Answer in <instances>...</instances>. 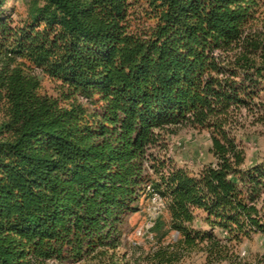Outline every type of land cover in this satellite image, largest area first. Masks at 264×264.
<instances>
[{
	"label": "trees",
	"instance_id": "obj_1",
	"mask_svg": "<svg viewBox=\"0 0 264 264\" xmlns=\"http://www.w3.org/2000/svg\"><path fill=\"white\" fill-rule=\"evenodd\" d=\"M248 123L264 125V0H0V264H264V244L241 250L264 239ZM182 127L209 134V163H176ZM153 194L166 209L131 253Z\"/></svg>",
	"mask_w": 264,
	"mask_h": 264
},
{
	"label": "rangeland",
	"instance_id": "obj_2",
	"mask_svg": "<svg viewBox=\"0 0 264 264\" xmlns=\"http://www.w3.org/2000/svg\"><path fill=\"white\" fill-rule=\"evenodd\" d=\"M44 91L55 93L56 85L47 77L42 78ZM244 135V144L247 152V163L255 164L264 161V125L247 124ZM211 146L210 136L207 132H200L190 127H182L175 135L170 136L171 155L176 163L180 166H187L197 169L205 163L212 160L209 153ZM141 211L131 215L128 219L124 239L126 247L131 253H139L138 247L148 250L152 243V234L150 233L152 223L153 205L151 199H141ZM176 238L177 234L173 233ZM264 244V239L256 236L254 240H246L242 245V252L248 254L250 251H259ZM205 260L202 255H192L179 264H204Z\"/></svg>",
	"mask_w": 264,
	"mask_h": 264
},
{
	"label": "built area",
	"instance_id": "obj_3",
	"mask_svg": "<svg viewBox=\"0 0 264 264\" xmlns=\"http://www.w3.org/2000/svg\"><path fill=\"white\" fill-rule=\"evenodd\" d=\"M150 199L153 205V209H152L153 219L151 223V225L153 226L154 220L166 209V202L164 198L159 194H153ZM245 255H246V252L245 251L242 252V256H245Z\"/></svg>",
	"mask_w": 264,
	"mask_h": 264
}]
</instances>
